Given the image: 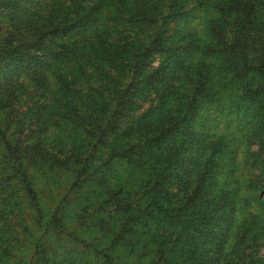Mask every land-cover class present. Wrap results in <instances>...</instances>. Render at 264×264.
<instances>
[{"label": "trees", "instance_id": "1", "mask_svg": "<svg viewBox=\"0 0 264 264\" xmlns=\"http://www.w3.org/2000/svg\"><path fill=\"white\" fill-rule=\"evenodd\" d=\"M184 1L160 0L148 8L152 37L140 39L124 54L120 52L119 68L110 86L113 89L108 91L110 83L105 84L90 102L83 122L77 124L81 129L74 127L70 153L50 157L86 184L89 195L76 201L77 224L88 214L114 243L123 244L127 254L116 255L125 258L123 264H235L225 258L224 243L235 222L237 190L228 188L226 181L219 185L217 180L227 166L221 160L224 149L217 142L205 144V139L194 135V116L212 97L208 62L221 70L229 86L228 104L238 114L250 117L248 136L257 139V155L264 157V0H218L213 5L216 15L206 22L203 42L191 32L175 30L187 10ZM14 2L0 0V11L12 12ZM52 19L47 17L50 22ZM31 21L32 28L43 26L36 17ZM30 26L25 24L28 30L19 38L10 28L0 34V108L6 91L8 102L17 98L13 95L17 87L10 80L38 64L36 54L24 47L27 43L35 46ZM154 54L161 56L158 66H152ZM183 62H188L190 73L178 87V79L168 81L161 71ZM128 72L132 76L126 79ZM39 87L44 88L45 83ZM27 147L16 144L21 153ZM23 154L18 161L24 184L21 191L32 201L37 218L44 219L29 174L33 157ZM111 159H124L145 176L137 186H128L111 167ZM258 164L263 177L246 186L264 192V158ZM18 191L6 184L0 193L2 209L20 198ZM108 203L113 204V211L104 207ZM10 214L17 216L12 209ZM1 219L0 255L10 256L20 233L13 230L10 216L1 213ZM55 220L52 216L48 222ZM95 252L94 264L111 262L104 251ZM10 264L65 263L46 241L33 245L29 256L15 258Z\"/></svg>", "mask_w": 264, "mask_h": 264}, {"label": "rangeland", "instance_id": "2", "mask_svg": "<svg viewBox=\"0 0 264 264\" xmlns=\"http://www.w3.org/2000/svg\"><path fill=\"white\" fill-rule=\"evenodd\" d=\"M14 1L12 12L0 11L1 35L10 28L19 38L28 30L25 24L28 22L30 26L35 17L43 26H30L35 46L24 45L27 51L36 54L37 66L10 80L17 87L13 91L17 98L8 102L6 91L0 108V193L7 183L20 191L17 193L20 198L7 209H2L0 200V226L2 213L10 216L13 230L20 233L10 256L0 255V264L29 256L33 245L46 241L56 248L65 264L84 261L94 264L95 251H104L111 257V262L106 264H123L125 258H118L127 254L122 249L123 244L114 243L113 237L99 228L88 214L77 224L76 201H83L89 195L86 184L79 183L65 165L60 166L50 157L63 155L73 148L74 127L81 129L77 124L83 122L90 102L96 100L105 84L110 83L108 91L113 89L110 86L119 68L120 52L124 54L140 39L152 37L154 31L148 8L160 0ZM217 1L185 0L187 10L178 19L175 30L191 32L198 42H203L206 22L216 15L213 5ZM48 16L53 17L52 22L47 20ZM14 42L17 43V39ZM160 57L153 55L152 66H158ZM211 63L207 64V73L212 97L194 116V135L205 139V144L217 142L223 147L225 154L221 155V160L227 166L220 170L217 180L219 185L226 181L228 188L237 190L235 222L231 236L224 243L225 258L235 264H253L256 260H261L256 264H264V192H254L246 186L251 180L263 177L258 162L264 157L257 155V139L248 136L250 117L238 114L228 104L229 86L225 85L221 70ZM188 66V62H183L161 72L168 81L178 79L179 87L190 73ZM125 76L129 79L132 74L128 72ZM42 81L44 88L39 87ZM37 124L39 128L33 130ZM16 144L27 145L23 153L33 157V160L27 159L29 174L44 219L37 218L32 201L24 198L21 191L24 184L18 161L25 155L16 149ZM111 167L128 186H137L145 176L124 159L114 160ZM82 178L87 180L83 175ZM107 205L104 207L113 211V204ZM123 208L126 210L128 206ZM11 209L17 216L10 214ZM52 216L56 220L49 223ZM242 224L243 227L239 226Z\"/></svg>", "mask_w": 264, "mask_h": 264}]
</instances>
